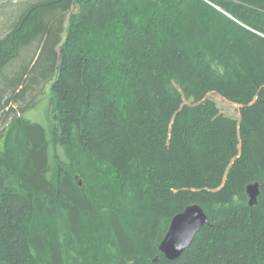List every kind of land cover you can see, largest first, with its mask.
I'll use <instances>...</instances> for the list:
<instances>
[{
    "label": "trees",
    "instance_id": "trees-1",
    "mask_svg": "<svg viewBox=\"0 0 264 264\" xmlns=\"http://www.w3.org/2000/svg\"><path fill=\"white\" fill-rule=\"evenodd\" d=\"M48 85L46 127L24 113ZM191 204L209 225L169 260ZM0 264H264V0L25 8L0 37Z\"/></svg>",
    "mask_w": 264,
    "mask_h": 264
},
{
    "label": "water",
    "instance_id": "water-1",
    "mask_svg": "<svg viewBox=\"0 0 264 264\" xmlns=\"http://www.w3.org/2000/svg\"><path fill=\"white\" fill-rule=\"evenodd\" d=\"M246 192L249 197V205H255L259 195V183L248 184ZM206 224L209 225L207 215L198 204L187 206L172 217L168 230L159 244L160 252L169 260L178 258L199 229Z\"/></svg>",
    "mask_w": 264,
    "mask_h": 264
},
{
    "label": "rangeland",
    "instance_id": "rangeland-1",
    "mask_svg": "<svg viewBox=\"0 0 264 264\" xmlns=\"http://www.w3.org/2000/svg\"><path fill=\"white\" fill-rule=\"evenodd\" d=\"M35 1L37 0H0V37L10 30L11 26L23 13V10ZM65 35L64 33L62 38ZM49 93L50 89L48 85L45 87L44 93L37 96L39 99L38 104L24 113V116L29 120L42 123L46 127H49L51 124Z\"/></svg>",
    "mask_w": 264,
    "mask_h": 264
}]
</instances>
